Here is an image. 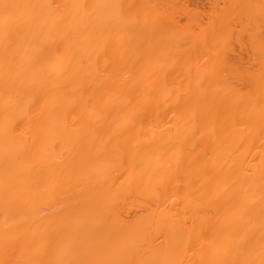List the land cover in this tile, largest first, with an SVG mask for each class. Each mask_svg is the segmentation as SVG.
Segmentation results:
<instances>
[{
  "label": "bare ground",
  "instance_id": "6f19581e",
  "mask_svg": "<svg viewBox=\"0 0 264 264\" xmlns=\"http://www.w3.org/2000/svg\"><path fill=\"white\" fill-rule=\"evenodd\" d=\"M183 1L0 0V264H264V0Z\"/></svg>",
  "mask_w": 264,
  "mask_h": 264
},
{
  "label": "rangeland",
  "instance_id": "374dc122",
  "mask_svg": "<svg viewBox=\"0 0 264 264\" xmlns=\"http://www.w3.org/2000/svg\"><path fill=\"white\" fill-rule=\"evenodd\" d=\"M176 1L178 2V0H176ZM184 1H185L186 3H187V2L190 3V5H191V6L189 5L190 8L193 6L194 3L198 2V3L196 4V6H195V4H194V6H195L194 8L197 9V5L199 4L198 8L200 7V9H202V11H203V9H205L206 11H208L209 8H212V7H210V4L212 3L211 0H200V1H199V0H191V2H190V0H189V1L184 0ZM184 1H183V3H185ZM202 1H203V2H202ZM212 1H213V0H212ZM215 1H216V0H215ZM218 1H220V0H218ZM218 1H217V2H218ZM199 2H200V3H199ZM220 2H221V1H220ZM189 3H187V4H189ZM213 3H214V2H213ZM219 4L221 5L222 2L219 3ZM220 5H218V6H220ZM218 6H217V7H218ZM214 7H216V6L214 5ZM220 7H221V6H220ZM194 8H193V9H194ZM215 9H216V8H215ZM215 9H214V10H215ZM217 9H218V8H217ZM214 10H212V11H214ZM199 11H200V10H198V12H199ZM202 11H201V12H202ZM206 11H204V13H205ZM208 12H209V11H208ZM205 14H208V13H205ZM180 15H181V14H180ZM180 15H179V16H180ZM202 15L204 16V14H202ZM179 16H178V17H179ZM184 17H185V15H184ZM182 18H183V15H181V19H182ZM204 18L207 20V15H205ZM183 19H184V18H183ZM183 19L181 20V22H182V21H185L186 17H185L184 20H183ZM186 20H187V19H186ZM237 20H238V19H237ZM185 22H186V21H185ZM185 22H184V23H185ZM259 22H260V21H259ZM261 22H262V21H261ZM234 23H237V22H234ZM250 23H251V22H250ZM258 24H259V23H258ZM234 25H235V24H234ZM253 25H254V24H253ZM238 26H239V25H238ZM248 26H249V25H248ZM251 26H252V25H251ZM259 26L262 27V26H264V25L262 24V26H261V24H260ZM246 27H247V26H246ZM255 27H256V26H255ZM234 28H235V26H234ZM240 28H241V26H240ZM247 28H249V27H247ZM251 28L254 29V26L251 27ZM258 28H259V27H258ZM241 29H242V28H241ZM243 29H244V28H243ZM255 29H256V28H255ZM247 30H248V29H247ZM247 30H246V31H247ZM249 30H250V29H249ZM250 31H251V30H250ZM254 31H255V30H254ZM243 32H245V30H243ZM252 32H253V31H252ZM261 32H264V31H261ZM235 33H236V31H235ZM235 33H234V34H235ZM239 33H240V32H239ZM249 33H250V32H249ZM253 33H255V32H253ZM253 33H252V35H253ZM258 33H259V31H258ZM237 34H238V33H237ZM243 34H245V33H241L240 36H242ZM246 34H248V33H246ZM250 34H251V33H250ZM256 34H257V31H256ZM256 34H255V35H256ZM261 34H262V35H261ZM255 35H254V36H255ZM260 35L263 36L264 34H263V33H260ZM240 36H239V37H240ZM246 36H248V35H246ZM242 37H244V36H242ZM249 37H250V39H251L252 36H249ZM249 37H247V38L245 37V38H246L245 40H248ZM262 38H263V37H262ZM234 39H235V38H234ZM234 39H233V40H234ZM253 39H254V37H253ZM255 39H256V38H255ZM235 40L237 41V37H236ZM242 41H243V40H242ZM242 41L239 42L240 46L242 45V44H241ZM251 41H252V39H251ZM247 42H249V40H248ZM247 42H246V43H247ZM252 43H253V41H252ZM233 44H235V43L232 42V45H233ZM250 44H251V42H250ZM236 45H238L237 42H236ZM247 45H248V43H247ZM247 45H246L247 48H245L246 50H244V51H243V49H244L243 47H244L245 45H244V46H241L242 50L240 49V51L238 50L240 47H239V46H236V47H238L237 50H238V53H239V56H238V55H236V56H237V58L240 59V60H241V58H243V57H244L246 60L248 59L246 65L249 64L250 66H254V64H256V63H254V60H253V57L255 58V56H254L255 54L253 55L252 53H255V52H252L253 50H251V49H253L254 47L251 45V46H252V48H251L250 45H248V46L250 47V48H249L250 50H249ZM234 47H235V45H234ZM234 47H233V48H234ZM247 49H248V51H247ZM237 50L234 51V52H237ZM242 51H243L244 53H243ZM246 51H247L249 54H248ZM250 52H251V53H250ZM234 54H236V53H234ZM242 54H243L244 56H240V55H242ZM233 56H234V55H233ZM251 56H252V57H251ZM239 57H240V58H239ZM233 58H234V57H233ZM244 58H243L242 60L245 62ZM238 59H237V60H238ZM234 60H236V58H235ZM242 60H241V61H242ZM237 62H238V61H236V63H237ZM250 62H252V65H251ZM255 62H257V61H255ZM238 63H239V62H238ZM253 63H254V64H253ZM241 64H242V62H241ZM239 65H240V64H239ZM239 65H238V66H239ZM243 66H244V65H243ZM245 67H247V66H245ZM245 67H244V68H245ZM255 67L257 68V64H256ZM255 67H253V68H255ZM251 68H252V67H251ZM251 68H250V69H251ZM256 68H255V69H256ZM242 69H243V68H242ZM243 70H245V69H243ZM252 70H254V69H251V71H252ZM254 71H255V70H254Z\"/></svg>",
  "mask_w": 264,
  "mask_h": 264
}]
</instances>
